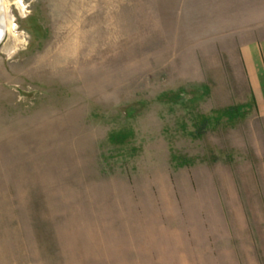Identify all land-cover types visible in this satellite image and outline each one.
<instances>
[{"label":"rangeland","instance_id":"obj_1","mask_svg":"<svg viewBox=\"0 0 264 264\" xmlns=\"http://www.w3.org/2000/svg\"><path fill=\"white\" fill-rule=\"evenodd\" d=\"M4 1L0 264H264V0Z\"/></svg>","mask_w":264,"mask_h":264},{"label":"crops","instance_id":"obj_2","mask_svg":"<svg viewBox=\"0 0 264 264\" xmlns=\"http://www.w3.org/2000/svg\"><path fill=\"white\" fill-rule=\"evenodd\" d=\"M240 56L255 110L264 118V37L243 43Z\"/></svg>","mask_w":264,"mask_h":264},{"label":"bare ground","instance_id":"obj_3","mask_svg":"<svg viewBox=\"0 0 264 264\" xmlns=\"http://www.w3.org/2000/svg\"><path fill=\"white\" fill-rule=\"evenodd\" d=\"M4 2H5L4 0H1V2H0V33L2 32V36L4 35L5 31H7V28L9 29V27L11 26L10 21L6 22L5 17H3V14H4V7H3Z\"/></svg>","mask_w":264,"mask_h":264},{"label":"water","instance_id":"obj_4","mask_svg":"<svg viewBox=\"0 0 264 264\" xmlns=\"http://www.w3.org/2000/svg\"><path fill=\"white\" fill-rule=\"evenodd\" d=\"M0 2H1V0H0ZM1 37H2V32L0 33V39H1Z\"/></svg>","mask_w":264,"mask_h":264}]
</instances>
